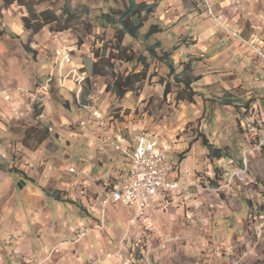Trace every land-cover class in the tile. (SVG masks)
Segmentation results:
<instances>
[{
	"label": "clouds",
	"instance_id": "1",
	"mask_svg": "<svg viewBox=\"0 0 264 264\" xmlns=\"http://www.w3.org/2000/svg\"><path fill=\"white\" fill-rule=\"evenodd\" d=\"M0 264H264V0H0Z\"/></svg>",
	"mask_w": 264,
	"mask_h": 264
}]
</instances>
